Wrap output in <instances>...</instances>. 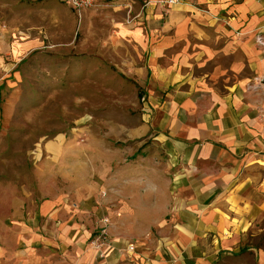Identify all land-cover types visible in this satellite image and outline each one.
Returning a JSON list of instances; mask_svg holds the SVG:
<instances>
[{
  "label": "crops",
  "instance_id": "0c3cea01",
  "mask_svg": "<svg viewBox=\"0 0 264 264\" xmlns=\"http://www.w3.org/2000/svg\"><path fill=\"white\" fill-rule=\"evenodd\" d=\"M154 9L136 25L115 22L111 33L117 44L148 54L142 118L166 157L156 191L145 193L150 203L138 209L125 190L109 197L121 200L123 216L113 218L99 258L91 241L100 221L112 219L106 206L113 201L96 202L112 183L100 180L108 162L97 166L94 158L86 180L40 206L39 225L6 230L0 264H214L244 251L264 264V249L249 244L264 233V46L256 43L264 37V0H181L166 19ZM195 62H213L212 73L193 75ZM59 138L47 145L53 154ZM74 165L75 175L86 167L81 159Z\"/></svg>",
  "mask_w": 264,
  "mask_h": 264
},
{
  "label": "rangeland",
  "instance_id": "374dc122",
  "mask_svg": "<svg viewBox=\"0 0 264 264\" xmlns=\"http://www.w3.org/2000/svg\"><path fill=\"white\" fill-rule=\"evenodd\" d=\"M162 1L100 0L78 14L60 0H0V240L7 229L39 225L40 206L72 181L86 180L94 158L97 166L108 162L100 180L112 183L99 190L96 202L125 190L138 209L150 203L145 193L156 191L153 179L164 177L166 157L142 118V98L150 93L148 54L117 44L111 33L115 22L143 17L147 5L166 19L173 7ZM29 41L36 45L14 53ZM195 63L193 75L212 73L213 62ZM142 126L147 132L134 136ZM60 136L63 150L53 154L47 145ZM77 144L83 151L74 150ZM77 159L86 164L80 175ZM110 201L113 217L105 216L113 225L123 206ZM138 209L133 220L141 224ZM249 244L264 249V233ZM214 264H256V257L244 251Z\"/></svg>",
  "mask_w": 264,
  "mask_h": 264
},
{
  "label": "built area",
  "instance_id": "2783aa9c",
  "mask_svg": "<svg viewBox=\"0 0 264 264\" xmlns=\"http://www.w3.org/2000/svg\"><path fill=\"white\" fill-rule=\"evenodd\" d=\"M66 3L78 14L85 11L93 9L97 6L98 0H65ZM163 3L170 8L175 7L181 3V0H163ZM149 5H147V9ZM142 18V15L139 14L137 17L131 19L129 18L127 23L128 25H136L138 20ZM256 43L258 46H264V37L262 35H258L256 37ZM106 196V193H103V197ZM111 227V222L108 218H103L98 226V231L96 236L92 239L91 243L97 249V253L99 258L105 257V252L103 251V247L109 242L110 239V232L109 229ZM133 250V247L130 248Z\"/></svg>",
  "mask_w": 264,
  "mask_h": 264
}]
</instances>
